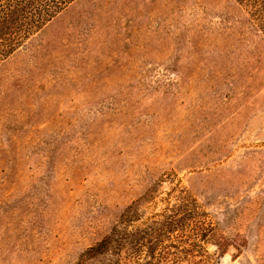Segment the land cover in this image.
I'll return each mask as SVG.
<instances>
[{
	"label": "rangeland",
	"instance_id": "rangeland-1",
	"mask_svg": "<svg viewBox=\"0 0 264 264\" xmlns=\"http://www.w3.org/2000/svg\"><path fill=\"white\" fill-rule=\"evenodd\" d=\"M183 199L210 264H264V36L234 0H76L0 66V264Z\"/></svg>",
	"mask_w": 264,
	"mask_h": 264
},
{
	"label": "trees",
	"instance_id": "trees-1",
	"mask_svg": "<svg viewBox=\"0 0 264 264\" xmlns=\"http://www.w3.org/2000/svg\"><path fill=\"white\" fill-rule=\"evenodd\" d=\"M76 0H0V66L42 32ZM256 32L264 36V0H234ZM186 200V201H185ZM171 208L162 222L137 225V213L123 216L76 264H210L204 242L211 224L196 220L195 203Z\"/></svg>",
	"mask_w": 264,
	"mask_h": 264
}]
</instances>
